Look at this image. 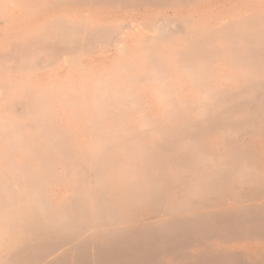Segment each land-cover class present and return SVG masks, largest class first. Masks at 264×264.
I'll return each mask as SVG.
<instances>
[{"label": "bare ground", "instance_id": "bare-ground-1", "mask_svg": "<svg viewBox=\"0 0 264 264\" xmlns=\"http://www.w3.org/2000/svg\"><path fill=\"white\" fill-rule=\"evenodd\" d=\"M54 1L81 12L138 8L126 24L135 41L107 15L96 24L54 15L0 47V264H264V11L208 34L182 8L178 24L165 19L168 8L200 0ZM37 2L0 5L27 14ZM98 44L117 66L47 96L17 77L22 69L14 79L7 71L10 60L28 74L44 62L61 69L67 55ZM56 101L75 116L63 118Z\"/></svg>", "mask_w": 264, "mask_h": 264}, {"label": "rangeland", "instance_id": "rangeland-1", "mask_svg": "<svg viewBox=\"0 0 264 264\" xmlns=\"http://www.w3.org/2000/svg\"><path fill=\"white\" fill-rule=\"evenodd\" d=\"M53 1V2H52ZM201 1V0H200ZM200 1H197V2H195V5L194 6H192L193 5V3L190 5V6H188V4H186V5H181V6H179V8L177 7H173V8H168L167 9V13H166V21H168V22H172L173 24H178L179 22H180V18H179V16H178V12H176V11H178L179 10V12H181V14H182V10H183V13L184 14H182L183 16H185V18H187V17H189L191 20L194 18V20H192V22H193V24L191 23V26L193 27V29H201V30H204L205 32H207L208 34L209 33H211L213 30H215V29H217L218 28V26H216L217 24H222V25H225V24H228V23H230L232 20H234V18H236V17H238L239 15H242V14H245V13H248V12H257V11H260V9L262 10V11H264V0H235L234 1V3H232V6L230 5V6H227V7H222V6H217L216 4H215V0H212L214 3H211L210 5H207V4H205V3H203L205 0H202L201 2ZM39 2V3H38ZM38 2L33 6V8H35L36 10H37V13H38V15H36L35 16V9L34 10H32V8H31V10L33 11V12H35V13H33L32 11H30V9H27V14H26V12H25V14H26V17L24 16V17H21V15L23 14V15H25L24 14V8H22L23 9V11L21 10V7H18L17 8V6H15V5H9L8 6V8H6V9H4L3 7H1V5H0V33H1V31H2V37H4V38H2L1 39V37H0V47L2 48L3 47V45L5 46V44H6V46H5V48L6 47H8V45H9V47L10 46H12L13 44L15 45H18V44H21V41H22V39H24V38H27L28 36H31V35H33L38 29H39V27H40V25L44 22V21H46V20H48V19H50V17L52 18V17H55V16H58V17H65V18H67V20H69V21H72V22H77V23H89V24H91V23H94L95 22V24H96V22H98V21H100V20H98V21H96L97 20V18H99V19H102L103 17H105L106 15L109 17V18H111V21L108 19H106L107 20V22H106V24L107 25H110V26H112L113 28H119V30L120 31H123L124 32V30L126 31V30H128V33H127V31L125 32V36L127 35V34H129V36L128 37H125V38H130V40H129V46L131 45V43H132V45L131 46H133V44H134V41L135 40H133L134 39V37H132V34H133V30H131L129 27H127V23H129L130 22V20H131V18H129L130 17V15L132 14V13H134V12H137L138 11V8H134V10L133 9H129V12L128 11H125V10H128V9H121V10H114V11H112V10H110L109 8H105V7H100V8H98V10H96V8L98 7V6H96V5H91V6H86L85 8H87L86 10H85V12H81V11H79V9H76V8H74V10H73V8H71V7H69V5H63V4H60L59 6H56V3H55V1L54 0H51V2H50V0H38ZM199 3V4H198ZM201 3V4H200ZM53 4V5H52ZM198 4V5H197ZM204 6H203V5ZM39 5V7H40V10H38L39 8L37 7ZM54 5L56 6V7H54ZM64 7V8H62V6ZM201 5V6H200ZM216 5V6H215ZM52 6H53V8H55V9H57V11L55 12V9H53L54 11H52ZM61 6V7H60ZM66 6V7H65ZM69 8H71V11L69 10L68 11V7ZM95 6H96V8H95ZM188 6V7H187ZM199 6V7H198ZM203 6V7H202ZM243 6V7H242ZM58 7V8H57ZM60 7V8H59ZM93 11H91L89 8ZM197 7V8H196ZM84 7H82V8H80V10L82 9V11H84V9H85ZM181 8H182V10H181ZM185 8V9H184ZM186 8H189L190 10H191V8H192V10H191V12H193L192 14H191V12H190V10H188V9H186ZM196 8V9H195ZM234 8V9H233ZM12 9V10H11ZM59 9L61 10V11H59ZM65 10V12L67 13H65L63 10ZM135 9H137V10H135ZM155 9V10H154ZM233 9V10H232ZM21 10V11H20ZM41 10H43V11H41ZM124 10V11H123ZM130 10H133V11H130ZM181 10V11H180ZM9 11H11L10 13H9ZM26 11V10H25ZM39 11H40V13H39ZM52 11V12H51ZM59 11V12H58ZM76 11L78 12L79 11V13H76ZM88 11H89V13H88ZM116 11V12H115ZM159 11H162L161 9H159V8H151V9H149V12H151L150 14H155V12L156 13H158ZM187 11V12H186ZM21 12H22V14H21ZM30 12H32L33 13V16L32 17H30L29 15H32V13L30 14ZM44 14H43V13ZM49 12V13H48ZM51 12V13H50ZM59 14H58V13ZM64 14H63V13ZM70 12H72V14H76V15H72ZM119 12H120V14H119ZM123 12H125V14L126 13H130L129 15L128 14H126V15H124V13ZM197 12V13H196ZM8 13V14H7ZM36 13V14H37ZM86 13H88V17L86 16L85 17V15H86ZM188 13L190 14V15H188ZM194 13H196L195 15H194ZM39 14L41 15L40 17H39ZM49 14V15H48ZM69 14V15H68ZM70 14H71V17H70ZM117 16H116V15ZM198 14V15H197ZM28 15V16H27ZM42 15H43V17H42ZM55 15V16H54ZM89 15H91L90 17L91 18H93V19H91L90 17H89ZM121 15V16H120ZM128 15V16H127ZM188 15V16H187ZM193 15V16H192ZM196 15L198 16V18L196 17ZM204 15V16H203ZM228 15V16H227ZM6 16H8L7 18H5ZM39 17V19H38V17ZM76 16H77V18H76ZM100 16H102V17H100ZM114 16V17H113ZM120 18H119V17ZM124 16V17H123ZM187 16V17H186ZM191 16H192V18H191ZM13 17V19H10V18H12ZM18 17H20L21 19H22V21L24 20L25 21V23H24V21H23V23H24V25H23V23H22V21L20 20V18H19V20L17 19ZM28 17H30V19L28 18ZM41 17H42V20H41ZM28 18V19H27ZM45 18V19H44ZM71 18V19H70ZM74 18H76V19H74ZM88 18V19H87ZM122 18H124V19H122ZM189 18H187V19H189ZM200 18V19H199ZM9 19H10V22H9ZM17 19V20H16ZM87 19V20H86ZM96 19V20H95ZM118 19V20H117ZM120 19V20H119ZM129 20V21H127V20ZM197 19H199L198 21H197ZM29 20H31L30 22H29ZM35 22H34V21ZM39 20V21H38ZM95 20V21H94ZM11 21H13L14 23H12ZM18 23H17V22ZM28 23H27V22ZM33 21V22H32ZM43 21V22H42ZM110 21V22H109ZM115 21V22H114ZM126 21V22H125ZM20 22V23H19ZM40 22H42V23H40ZM195 22H199V25L201 26V27H198L199 25L197 24V23H195ZM209 22V24H206V23H208ZM7 23V24H6ZM29 24V25H27V24ZM40 25H39V24ZM139 23V22H138ZM10 24H14L13 26H11ZM17 24V25H16ZM26 24V25H25ZM32 24H34V25H32ZM38 24V25H37ZM136 24H137V22H136ZM5 25V26H4ZM31 25V26H30ZM129 25V24H128ZM188 26H189V24H187ZM198 25V26H197ZM209 25V26H208ZM6 26H7V30H6ZM8 26H11V28L10 27H8ZM17 26V27H16ZM28 27V29H30V27H31V29L28 31V29H27V27ZM34 26V27H33ZM187 26V27H188ZM195 26H196V28H195ZM33 27V28H32ZM123 27V28H122ZM14 29L13 31L11 30V29ZM17 28V29H16ZM127 28V29H126ZM129 28V29H128ZM26 29V30H25ZM4 30V31H3ZM17 30V31H16ZM18 30H19V32H18ZM23 30H24V33L22 34V32H23ZM33 30V32H30V31H32ZM17 32V33H19L17 36L14 34V33H12L11 34V32ZM21 31V32H20ZM26 31V32H25ZM130 31V32H129ZM10 32V33H9ZM3 33H5V34H3ZM33 33V34H32ZM127 33V34H126ZM8 34V35H7ZM131 34V35H130ZM5 35V36H4ZM0 36H1V34H0ZM6 36H8L7 38H6ZM11 36V37H10ZM13 36H15V37H13ZM21 36V37H20ZM16 37H20L19 39H16ZM13 38H14V41H13ZM3 41H4V43H3ZM131 41H133V42H131ZM13 42V43H12ZM12 43V45H10ZM3 44V45H2ZM98 46H99V49L100 50H102V51H99V50H94V49H90V48H88V49H82V50H79L78 52H80V53H78L77 52V54L75 53L74 54V52L72 53L73 55H67V59H69V61L67 62V64L68 65H64V68H61V69H57L56 67H52L51 65H49V64H46V63H48V62H44L43 64H42V66H40V67H38V69H35V72H33V71H30L29 73L30 74H28V71L30 70H26V69H28L27 68V65L25 66V64H24V67L22 66V67H20V68H16V69H14L13 68V65H14V62H13V60H10V61H7L6 62V67H7V71H9V73L11 74V76H12V79H14V78H16V74H17V71H19L18 73H20L21 71V69H22V71L24 72L23 74H21L20 76H17V77H25V75H28L30 78H28V77H25V78H28L29 80H31L32 81V83H30V85L29 86H35V87H39V89L42 87V88H44V89H42V91H41V89H40V91L41 92H45V93H42V94H44L45 96H47L48 95V93L53 89V88H56L57 87V85L58 86H61V85H63V86H67V87H70V86H76V85H78V86H80V85H84V84H86L88 81H87V79L86 78H89V79H93V78H96V77H98V76H100V75H104L103 73H105V72H109V71H112L114 68H115V66H117V64H118V58L116 57V56H112V57H110L111 56V50H110V48L108 49V48H106L105 47V49H103L104 47H102L101 46V44H98ZM100 47H102V48H100ZM2 49H4V47L2 48ZM89 50V51H88ZM91 50V51H90ZM88 51V52H87ZM106 51V52H105ZM108 51V52H107ZM76 52V51H75ZM106 53V54H105ZM38 54H40L41 56H45L46 54H45V51H43V50H40V51H38ZM93 54V55H92ZM95 54V55H94ZM75 55H77V56H75ZM102 55H109L108 57H107V59L105 58L104 59V57H102ZM155 56H160V53H155L154 54ZM72 56L75 58H73L72 59ZM80 56V57H79ZM100 56L102 57V59H101V61L100 60H98V59H100ZM79 57V58H78ZM94 57V58H93ZM76 58H78V59H76ZM95 59V61H93ZM105 61H104V60ZM112 59H114V60H112ZM76 60H77V62H76ZM140 61H144L143 60V58L141 57L139 60H138V62L140 63ZM9 62V63H8ZM79 62V63H78ZM69 63H71V64H69ZM74 63V64H73ZM66 64V63H65ZM83 65V66H81V65ZM9 66V67H8ZM78 66H81V68L80 69H82L81 71H79L80 69H79V67ZM69 67H71L69 70L68 69H66V68H69ZM55 68V69H54ZM72 68H74V69H76V70H78V71H75V73H74V71H72V70H74V69H72ZM78 68V69H77ZM84 68V69H83ZM13 69V70H12ZM67 71V72H69V73H71V71H72V73H74V76H73V74H69V75H71V76H73L72 78H69L68 76L67 77H65V75H63L62 73H64V74H66L67 72H61L62 70L63 71H65V70ZM41 71V72H40ZM60 71V72H59ZM14 72V73H13ZM32 72H33V75L31 76V74H32ZM47 72V73H46ZM76 72H78V73H76ZM83 72H85L84 73V75H82L83 74ZM87 72V73H86ZM88 72H93L94 74H89ZM37 73H38V75H37ZM44 75H43V74ZM60 75H59V74ZM35 74V75H34ZM41 75V77H40V75ZM47 74V75H46ZM87 76H86V75ZM17 75H19V74H17ZM37 75V76H36ZM53 75V76H52ZM61 75H63L62 77H61ZM66 75H68V73L66 74ZM79 75V76H78ZM42 76H44V77H42ZM45 76H47V77H45ZM70 76V77H71ZM173 76H176V74H173ZM49 77V78H48ZM53 77H55V78H53ZM192 77H194V76H192ZM46 78V79H45ZM50 78H51V80H53L54 81V79H55V81L54 82H52L51 80H50ZM53 78V79H52ZM77 78L79 79V80H77ZM33 79V80H32ZM35 79H38V80H35ZM41 79V80H40ZM42 79H44V80H42ZM50 80L49 81V83H48V80ZM70 79H71V81H70ZM34 80H35V82H34ZM45 80H47V81H45ZM37 81V82H36ZM44 81V82H43ZM34 82V83H33ZM41 82V83H40ZM50 82H51V84H50ZM56 82V83H55ZM66 82H67V84H66ZM45 83V84H44ZM46 83H48V84H46ZM89 83H90V81H89ZM38 84H40V85H38ZM42 84H44V85H46L45 87L42 85ZM47 88H49V89H47ZM52 88V89H51ZM47 91V92H46ZM55 103V106H56V108L58 107L59 109L60 108H62V103L60 102V101H56V102H54ZM60 103V104H59ZM62 104V105H61ZM140 109L141 110H152L151 111V113H154V111H155V109L153 108V107H149L147 104H143V105H141L140 106ZM83 110V108L81 109V108H78L77 109V111H78V113L80 112V111H82ZM60 114L62 115V117L63 118H66V117H74L75 116V114H76V112H67V113H64L61 109H60ZM64 114H66V115H64ZM76 123H78V124H76ZM80 125V123L79 122H72L70 125H69V127L71 128L70 129V131H69V134L70 135H72V136H79V132H78V126Z\"/></svg>", "mask_w": 264, "mask_h": 264}]
</instances>
